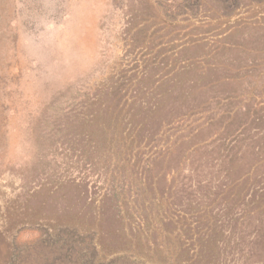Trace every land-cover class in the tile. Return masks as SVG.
Returning a JSON list of instances; mask_svg holds the SVG:
<instances>
[{"label": "rangeland", "instance_id": "374dc122", "mask_svg": "<svg viewBox=\"0 0 264 264\" xmlns=\"http://www.w3.org/2000/svg\"><path fill=\"white\" fill-rule=\"evenodd\" d=\"M119 94L143 126L95 128ZM126 159L166 195L178 264H264V0H0V264H142Z\"/></svg>", "mask_w": 264, "mask_h": 264}, {"label": "trees", "instance_id": "16d2710c", "mask_svg": "<svg viewBox=\"0 0 264 264\" xmlns=\"http://www.w3.org/2000/svg\"><path fill=\"white\" fill-rule=\"evenodd\" d=\"M236 11V10H235ZM188 15V14H187ZM186 15V16H187ZM232 15V14H231ZM231 15H227V16H222L221 19H217L218 21H222L223 19H229L232 18L233 16ZM234 15V14H233ZM163 17L164 22L166 23L167 20L166 18H170L166 13H163L161 18ZM170 20V19H169ZM171 23V22H170ZM216 48V47H215ZM214 48V50H215ZM203 58V56H202ZM228 61V60H227ZM205 62V61H204ZM210 63V62H209ZM217 64L216 61L213 59V62L210 64H204L203 63V68L199 70H201L203 72L204 77H206L205 79L208 78V75L210 74V71H212L213 66ZM172 64L170 63L169 66H171ZM174 69L170 70V67H163L162 69H158V71H160L162 74H164V79H167L169 77H171L174 73H179L180 70L178 68V66L173 65ZM229 65L225 64L224 68H228ZM170 70V72H169ZM182 73V72H181ZM211 79V77H210ZM209 79V82H210ZM192 83V82H191ZM107 99H110V97L107 95L106 97ZM115 100H118V105L120 106L123 103H125L123 105V108L121 109H113L112 107H107V112L105 115L101 116V119H99L96 124H95V128H115L116 129V133H118V131L121 128H141L143 126V122H139V120H135L133 123V126H128L123 120L122 118L124 117V113L128 112L130 113L132 110L130 109V107H132V102L130 101L129 103H127V99H129L128 96H122L121 94H119L118 98H114ZM120 111V112H119ZM176 121V120H175ZM108 122V123H107ZM166 125V121L163 120V127ZM98 126V127H97ZM88 145L91 146L87 149V152H85L83 155L85 157H89L90 154H95L93 155L97 160L98 157L101 160H108L110 158V156L113 154L115 155V148L117 147L116 145V138L115 137H106V140L102 143V144H95L98 143L97 140H95L94 136V131L90 130L88 131ZM92 141H96V142H92ZM91 148V149H90ZM146 148V147H144ZM148 148V147H147ZM148 155V154H147ZM150 157H153V155H149ZM89 161V159H88ZM125 161V160H124ZM125 165L123 168H126V173L125 175L129 177L130 180V176H134L136 175V172H134V174H131V171H133L136 168H141V167H135L133 165L132 161H128V159H126L125 161ZM150 163V159L148 160V164ZM90 165H88L89 167ZM121 166V163H120ZM150 165H148V167H146L145 169L147 170V172L149 171V169L151 167H149ZM119 171V172H117ZM116 172H112L113 175H115V185L119 187L118 182H120V178L123 175L122 171H120V168L117 170ZM104 173L109 174V171H105ZM119 173V174H117ZM139 178L138 179H134V180H130V187L132 188L130 189H123V191H119L120 196L123 195L124 198H122V201H124L125 199L127 200V202L130 205V208H128V210L130 211L129 214H123V219L124 217H134L136 220H138L139 224L141 225L140 227H136V229H134V221L132 219H130L131 223L129 226L126 227L125 231L126 234L128 235L129 232V237L130 239H132L134 242L131 244V246L134 248L133 251L135 253L134 256H132L134 259L136 260H141L142 264H178L180 263V259H177V256H175L176 254H178V252L181 250V248L183 247V245H181V241H180V237L176 236L173 237L172 242H168L166 244V239H165V229L164 225H162V221L167 220V218H170L171 215L168 211V205L166 203V195H164V198L160 195L159 197L157 196V189L155 187L156 183L155 181H151L150 179L145 180L144 178V173L141 174V172L139 171ZM137 185H139V187H137ZM116 187V188H118ZM142 187H144V194L143 193H138L140 191H138V189H141ZM143 190V189H142ZM146 192V194H145ZM130 194V195H129ZM157 196V198H156ZM121 199V198H120ZM159 201V202H157ZM136 204V206H134ZM152 207V208H151ZM182 214V212H180ZM182 216V215H181ZM161 220H160V219ZM97 220L95 222L94 227L91 229L92 232H94V235L96 237L100 236V225L98 224ZM184 221V219L182 220V222ZM157 222H160L159 224ZM131 226H133V232L134 230H138V234H137V242L134 238V234L131 231ZM142 227H144L142 229ZM156 231V234L159 236V238L162 236L164 237V241L162 243H160L161 248H159V250H163L162 254H160V257H167V263L164 260L159 259L156 255V250L154 247V244L151 243V235L153 234V232ZM206 231V228L202 229H197V227L193 226L192 228H190V233H192V236H196V238H193V243L194 246L193 248H191L192 250H194L197 253H199L200 248H199V237ZM190 235V234H189ZM144 238H146L147 240H145ZM198 239V240H197ZM111 249V248H110ZM123 253L121 248H117V250L115 251H111L109 250L108 252H105L103 250V253L105 254V256H101V259L105 258H109L111 255H113L114 253ZM127 252H130L129 250ZM132 252V251H131ZM166 253V254H165ZM101 254V252H100ZM250 260V259H249ZM245 264H249V261L245 260Z\"/></svg>", "mask_w": 264, "mask_h": 264}]
</instances>
